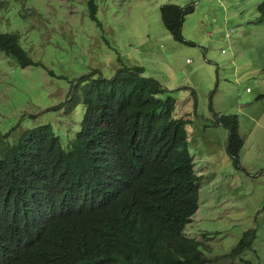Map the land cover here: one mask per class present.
I'll return each instance as SVG.
<instances>
[{"label":"rangeland","instance_id":"374dc122","mask_svg":"<svg viewBox=\"0 0 264 264\" xmlns=\"http://www.w3.org/2000/svg\"><path fill=\"white\" fill-rule=\"evenodd\" d=\"M261 1L95 0L96 21L88 0H7L0 32H18L37 64L22 67L0 51V141L51 124L67 143L84 110L82 103L66 108L84 87L81 78L111 77L120 67L142 65L146 76L161 82L164 95L176 99L175 116L191 120L189 147L201 188L186 234L202 242L207 264H264ZM166 3L193 6L182 33L195 44L167 31L160 15ZM215 114L238 115V158L229 154L230 131ZM237 247L241 257L231 261L226 255Z\"/></svg>","mask_w":264,"mask_h":264},{"label":"trees","instance_id":"16d2710c","mask_svg":"<svg viewBox=\"0 0 264 264\" xmlns=\"http://www.w3.org/2000/svg\"><path fill=\"white\" fill-rule=\"evenodd\" d=\"M88 5L99 21L95 0ZM6 6L0 0V11ZM257 9L264 21V0ZM193 10L161 6L176 40L195 44L182 33ZM0 51L22 67L37 64L18 32H0ZM145 72L133 65L111 77L83 76L84 87L66 104L68 112L84 105L66 147L50 124L3 135L0 264H205L202 242L186 234L201 188L191 120L175 116L176 99ZM215 116L229 129L228 152L238 158V115Z\"/></svg>","mask_w":264,"mask_h":264},{"label":"clouds","instance_id":"9594fccd","mask_svg":"<svg viewBox=\"0 0 264 264\" xmlns=\"http://www.w3.org/2000/svg\"><path fill=\"white\" fill-rule=\"evenodd\" d=\"M261 2H262V1H261ZM261 2H260V3H261ZM260 3H259V4H260ZM257 6H258V5H257ZM257 11H258V9H257ZM258 13H259V12H258ZM247 91L250 92V91H251V88L248 87V88H247ZM193 93H194V90H193ZM194 97H195V99H196V96H195V95H194ZM195 103H197V102H195ZM55 108H56V107H54L53 109H55ZM43 125H45V124H43ZM50 125H51V124H50ZM39 126H40V125H39ZM51 126H52V125H51ZM33 128H34V127H33ZM33 128H32V129H33ZM72 138H73V137L70 136V138H69V140H68L67 143H65V142L61 139L62 142H63V144L65 145V147L68 145V143L70 142V140H72ZM103 170H107V172H108L109 174H111V173L113 172L114 169H111V168H108V167L103 166ZM187 226H188V225H187ZM204 235L206 236L207 234L205 233ZM191 237H192V236H191ZM194 238H195V237H194ZM197 240H198V239H197ZM199 241H200V240H199ZM200 242H201V241H200ZM242 245H244V238L242 239V241H241V243H240V246H242ZM242 249H243V248H241V249L239 248V249H238V247H237V248H235L231 253H229V254L226 255V256H231V257H232V260H231V261H233L234 258L237 259V258L241 257V255H239V254L241 253V250H242ZM236 250H238V251H237V254H238L239 256L234 257L233 253H234V251H236ZM202 252H203V251H202ZM203 255H204V253H203ZM204 257H205V259H206L205 264H207V262L209 261L210 258H209V257H206L205 255H204ZM236 259H235V260H236Z\"/></svg>","mask_w":264,"mask_h":264}]
</instances>
